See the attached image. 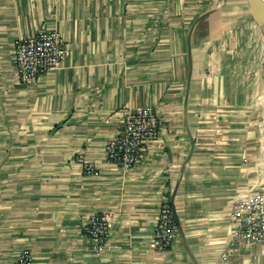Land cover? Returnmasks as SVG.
Segmentation results:
<instances>
[{"label": "crops", "instance_id": "crops-1", "mask_svg": "<svg viewBox=\"0 0 264 264\" xmlns=\"http://www.w3.org/2000/svg\"><path fill=\"white\" fill-rule=\"evenodd\" d=\"M231 1L0 0V264L26 252L31 264H264V244L234 240L241 202L264 198L245 76L248 65L264 77V32L260 19L262 36L253 19L214 32ZM45 29L66 55L23 85L16 41ZM144 106L158 111V140L134 168L110 165L107 143ZM165 198L180 231L160 252ZM100 213L112 225L97 253L85 228Z\"/></svg>", "mask_w": 264, "mask_h": 264}, {"label": "built area", "instance_id": "built-area-1", "mask_svg": "<svg viewBox=\"0 0 264 264\" xmlns=\"http://www.w3.org/2000/svg\"><path fill=\"white\" fill-rule=\"evenodd\" d=\"M66 52V41L56 29L41 30L16 41L14 62L18 80L26 86L35 85L43 75L61 65ZM160 131L161 122L156 108L144 106L128 111L117 136L107 143L108 163L125 171L139 165L148 147L158 140ZM84 163L88 172L94 171L93 165ZM240 207L244 219L234 233L235 242L239 245L264 244V198L249 196L241 202ZM111 225L110 215L100 213L94 215L85 228L95 252L99 253L106 247ZM179 231L176 212L169 199L165 198L157 215L154 238L156 249L160 252L169 250ZM17 264H31L29 253H24Z\"/></svg>", "mask_w": 264, "mask_h": 264}, {"label": "rangeland", "instance_id": "rangeland-1", "mask_svg": "<svg viewBox=\"0 0 264 264\" xmlns=\"http://www.w3.org/2000/svg\"><path fill=\"white\" fill-rule=\"evenodd\" d=\"M226 4L225 6H223V10L225 12L224 16L217 18L214 23L209 24L210 28L214 32L219 31V29L235 28L244 20L253 19L256 22L257 28H259L260 35L262 36L261 27L258 22V13H256V11L253 9L251 0H232L230 4ZM261 39H264L263 36L261 37ZM256 43H258V49H260V43H262V40L256 41ZM234 53L236 54V51ZM237 54H239L238 56H240V59L244 58L241 50L237 51ZM260 67L264 69V62L261 63ZM246 68L248 69V65ZM247 69H245L247 71L245 76L247 77L246 79H249V90L252 94V98L255 100L254 103L256 109V126L258 127L259 125L261 127V133L259 131L257 135L261 134L264 137V77L262 73L259 74V72L256 73V71L252 72L250 69Z\"/></svg>", "mask_w": 264, "mask_h": 264}, {"label": "water", "instance_id": "water-1", "mask_svg": "<svg viewBox=\"0 0 264 264\" xmlns=\"http://www.w3.org/2000/svg\"><path fill=\"white\" fill-rule=\"evenodd\" d=\"M253 1L257 3V5L260 8V11H256L258 13V16L264 15V1L263 0H251L252 6H253ZM254 9V8H253ZM255 10V9H254Z\"/></svg>", "mask_w": 264, "mask_h": 264}, {"label": "bare ground", "instance_id": "bare-ground-1", "mask_svg": "<svg viewBox=\"0 0 264 264\" xmlns=\"http://www.w3.org/2000/svg\"><path fill=\"white\" fill-rule=\"evenodd\" d=\"M263 1H264V0H263ZM253 7H255L256 11H260L259 6H258L257 3H255L254 1H253ZM256 13H257V12H256ZM258 18H259L260 21H261V25H262V27H263V32H264V15H260V16H258Z\"/></svg>", "mask_w": 264, "mask_h": 264}]
</instances>
